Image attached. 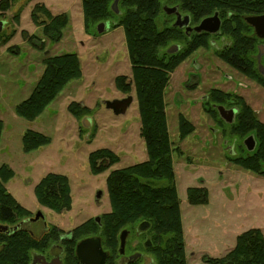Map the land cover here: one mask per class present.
I'll return each instance as SVG.
<instances>
[{"label": "rangeland", "instance_id": "rangeland-1", "mask_svg": "<svg viewBox=\"0 0 264 264\" xmlns=\"http://www.w3.org/2000/svg\"><path fill=\"white\" fill-rule=\"evenodd\" d=\"M171 1L160 3L169 5ZM39 6H45L54 17L67 16L68 24L61 36L45 33L41 24L49 23L46 14L40 13L39 23L34 22L33 12ZM84 18L83 0H16L7 10H0V21H5L0 32V119L4 122L0 168L7 166L14 171L6 187L30 211L29 216L42 211L47 223L53 227L58 224L65 231L77 229L111 210L107 185L111 170L148 158L140 133L135 87L124 91L116 81L119 76L132 75L125 30L117 22L109 21L101 32L99 23H86ZM170 21L162 7L156 17L158 28L163 30ZM229 39L225 42L230 43ZM217 41L218 46L214 47L209 39L207 47L199 48L180 64L171 74L165 92L168 129L176 149L174 174L188 264H210L205 262L207 258L225 256L236 245L238 235L247 230L260 228L264 233V175L236 162L251 157L261 142L254 131L245 136L235 135L234 125L223 121L208 99L214 90L242 96L264 122V78L262 84L222 60L217 54L221 38ZM65 53L78 55L82 77L69 82L35 120L19 116L16 108L31 96L46 61ZM259 64L264 66L263 57ZM129 95L134 101L126 114L116 115L107 108V100ZM181 115L195 126V131L183 140L179 132ZM29 130L44 134L51 142L26 152L23 137ZM249 136L256 139L254 151L245 144ZM102 148L113 150L121 162L95 174L89 157ZM49 173L70 178L71 209L58 213L38 201L36 186ZM192 187L206 189L208 202L191 204ZM25 217L0 224L13 227ZM26 226L35 234L44 229L42 221ZM135 240L136 233L131 231L127 241L133 245ZM59 251L56 246L52 255ZM134 251L129 249L131 253Z\"/></svg>", "mask_w": 264, "mask_h": 264}, {"label": "trees", "instance_id": "trees-1", "mask_svg": "<svg viewBox=\"0 0 264 264\" xmlns=\"http://www.w3.org/2000/svg\"><path fill=\"white\" fill-rule=\"evenodd\" d=\"M15 1L2 0L0 10H7ZM112 3L113 0H83L84 19L86 23L97 24L114 21L125 30L132 75L131 78L119 76L116 81L117 86L124 91L133 85L135 87L141 118L140 133L146 144L148 158L125 168L111 170L107 178L111 210L101 216L100 222L91 219L75 229L77 239L87 235L101 236L103 244L115 259L119 254V235L122 230L128 229L136 233L139 240L137 249L152 256L154 264H188L174 174L173 152L176 149L168 129L165 92L175 69L197 46L207 47L210 38L205 35L199 42L186 45V49L169 53L171 44L184 43L186 37L178 28H158L156 17L162 12L160 0H121L119 12L113 10ZM234 3L237 14L230 18L228 11ZM248 3L250 0H180V5L193 12L195 19L208 16L215 10L222 11L225 19L222 34L232 42L218 50V56L247 77L263 84L264 74L260 72L257 58L259 39L251 34L252 29L243 18ZM254 4L258 10L264 8L260 2ZM40 13L48 17L49 23L41 24H44L45 33L49 35L55 32L61 36L68 24L67 16L54 17L45 6H39L33 12V20L37 24ZM163 49L165 50L162 51ZM45 65L43 75L31 96L16 108L17 114L27 120H35L69 82L83 75L80 59L75 53L51 57ZM208 99L216 108L223 105L238 110L234 122L229 123L234 125L235 135L245 136L256 132V137L261 142L258 151L251 157L238 159L236 162L247 170L264 175V122L242 96L214 90ZM3 127L4 122L0 119V141ZM194 131L195 126L181 115V140ZM50 142L49 137L33 130L27 131L23 137L26 152ZM120 162V156L109 148L98 149L89 157L90 168L95 174H101ZM14 175L9 167L0 168V222L18 221L19 217H27L30 213L6 187V183ZM162 181H165L163 185L160 184ZM36 195L38 201L49 209L58 213L67 211L72 207L70 178L63 174L49 173L37 184ZM208 199L206 189L189 188L191 204H205ZM87 226L89 227L83 229ZM85 231L88 232L82 234ZM50 242L51 236L42 241L24 228L11 234L0 232V264H31V251L43 250ZM205 262L264 264L263 231L253 228L239 234L236 245L225 256L207 258ZM108 264L117 263L111 260ZM134 264H140V261Z\"/></svg>", "mask_w": 264, "mask_h": 264}, {"label": "flooded vegetation", "instance_id": "flooded-vegetation-1", "mask_svg": "<svg viewBox=\"0 0 264 264\" xmlns=\"http://www.w3.org/2000/svg\"><path fill=\"white\" fill-rule=\"evenodd\" d=\"M115 0H113L114 3ZM119 0V4H120ZM187 2V0H184ZM172 3L169 5H163V11L170 17L171 21H170V25L166 26L167 28H178L182 31V33L184 34L185 41L184 43H173L170 45L168 51L169 53H175L178 52L180 50H184L186 49V45L188 44H195L196 42H199L200 38H204L205 35L208 36L211 39V45L214 47H217V39L221 38V46L218 50H221L223 48H225L226 46L230 45L232 41H230V43H226L225 39L228 38L227 36L222 34V27L224 25V17L222 16V11L221 10H215L212 14L208 15V16H203L199 19H195V15L193 12L189 11L188 8H183L180 5V0H172ZM256 2H260L262 3V7L264 4V0H250V3H248L247 7H246V11H245V15H243V18L246 22V24L249 26L250 29H252L251 34H255V36L259 39V43H258V47H260L261 45H264V37H259L258 34L256 33L255 27L248 22L247 18L248 17H254V16H263L264 15V8L258 10L255 6L254 3ZM113 3H112V8H113ZM118 4V9H119V5ZM253 4V7H252ZM165 7L168 8H177V13H172L169 14L165 11ZM237 8L235 3L232 4L231 9H229L228 11V17L233 18V16L235 14H237L236 12ZM178 14L181 15L182 19H181V23H183L182 25L177 24L178 23ZM216 14H218V17L220 19V29L218 32L216 33H211L208 31H197L196 28L199 27L202 22L210 17H214ZM231 40V39H229ZM173 46H178V49L174 52H170V49ZM200 47L197 46V48L195 50H193L189 56L184 60L187 61L189 60V58L195 54V52H197L199 50ZM259 54V53H258ZM264 58V55L262 56ZM258 58V62L260 63L259 57L257 55ZM263 60V59H262ZM260 66V64H259ZM227 108V107H226ZM235 108V107H233ZM229 109V108H228ZM257 143V142H256ZM39 212L42 211H37V213H35L34 215H30L27 216L26 218H24L22 221H20L18 224H16L13 227H10L11 229H9L8 231H6V233L11 234L13 232H15L17 229L19 228H24L26 229L32 236L36 237L39 240L44 241L45 238H47V236H51V242L50 244L43 250H34V253H32L31 257H32V262L31 264H43L44 261L51 263L53 261H57L60 260V262L62 264H83L81 262V260L79 259L78 255H77V247L78 244L87 238H91V237H99L102 241V248L103 250L108 254L107 260L105 264H108L111 260H113L114 262H116L117 264H134L137 261H140V264H146L147 263V258H153L152 256H150L149 254H147L145 251H141L138 250L137 247L139 245V240L136 237L135 242H133V245L129 244L128 240V236L130 234L131 231H129V234L127 236V240H126V247H125V253L122 254L121 253V234L122 231L120 233V245L118 248L119 254L116 255V258L113 259V257L111 256V252L110 250L103 244V239L101 236L99 235H87L82 239H77V235L75 232V229H69L67 231L63 230L60 228V226L58 224H56L54 227L47 223V217L46 215L43 213L44 217H40L39 219H36L37 215ZM101 216H97L95 217V220H97L98 222H100ZM42 221L44 223V229L40 234H35L34 231H32L31 229H29L26 224H30V223H35V222H40ZM125 230V229H124ZM57 246V248L59 247V252L56 256L52 255L53 253V248H55ZM134 249V252H129V249ZM52 249V250H51ZM49 250V251H48ZM129 252V253H128ZM128 253V254H126ZM68 254H69V258H68ZM140 254V256H138L137 258L136 255ZM115 257V256H114ZM70 259V260H68ZM154 260V259H153ZM154 261L151 263L153 264Z\"/></svg>", "mask_w": 264, "mask_h": 264}, {"label": "water", "instance_id": "water-1", "mask_svg": "<svg viewBox=\"0 0 264 264\" xmlns=\"http://www.w3.org/2000/svg\"><path fill=\"white\" fill-rule=\"evenodd\" d=\"M118 4H119V0H115L113 3V10L116 12H119ZM165 11L169 14H172V13H177L178 10L176 7L175 8L165 7ZM181 19H182L181 15L178 14L177 24L179 25L183 24L181 23ZM247 20L255 27V30L258 36L263 38L264 37V15L248 17ZM220 24H221L220 19L218 17V14H216L214 17L205 19L202 22V24L196 28V30L216 33L220 29ZM4 26H5V22L0 21V32L3 30ZM98 26H99V30L102 32L108 26V22H102ZM177 49H178V46H173L170 49V52H174ZM263 55H264V45H261L259 47V54H258L259 60L262 58ZM259 69H260V72L264 74V66L260 65ZM133 101H134V97L132 95H129L128 97L122 98V99L107 100L106 106L108 109H111L116 115H124L127 113ZM217 109L220 113V116L227 123L234 122L235 117L238 113V110L236 108L228 109L223 105H219L217 106ZM87 123H88L87 125L90 124L88 121ZM245 144L250 151H253L257 145L255 137L249 136L245 140ZM101 195H102V192H99L97 197L100 198ZM40 217H44L42 212L38 213L36 219H39ZM9 229L11 228L0 224V232H6ZM128 234H129V231L127 229L122 231V234H121V253L122 254L125 253L126 240H127ZM77 255L83 264H105L107 257H108V254L102 248V241L99 237H91V238L82 240L78 244ZM138 256H140V254L136 255L135 258H137ZM153 261H154L153 258L148 257L146 264H151ZM43 264H62V263L60 262V260H57L51 263L44 261Z\"/></svg>", "mask_w": 264, "mask_h": 264}]
</instances>
